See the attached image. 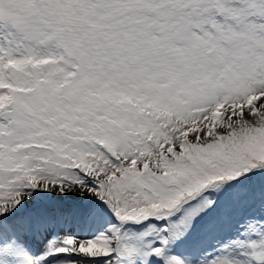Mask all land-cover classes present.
<instances>
[{
    "label": "snow or ice",
    "instance_id": "1",
    "mask_svg": "<svg viewBox=\"0 0 264 264\" xmlns=\"http://www.w3.org/2000/svg\"><path fill=\"white\" fill-rule=\"evenodd\" d=\"M0 264H264V0H0Z\"/></svg>",
    "mask_w": 264,
    "mask_h": 264
}]
</instances>
